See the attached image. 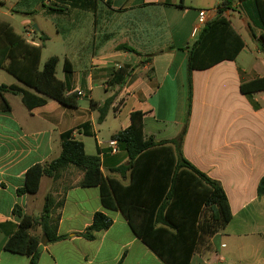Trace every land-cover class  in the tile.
<instances>
[{"label":"crops","instance_id":"obj_1","mask_svg":"<svg viewBox=\"0 0 264 264\" xmlns=\"http://www.w3.org/2000/svg\"><path fill=\"white\" fill-rule=\"evenodd\" d=\"M215 1L90 0L92 9L66 1L63 13H47L41 0H0V21L28 43L39 46L41 36H47L40 68L47 42L53 40L71 67L66 72L63 64L62 77L57 67V78L66 83L69 95L83 93L76 108L48 98L32 110L21 94H5L11 110H0V264H29L30 257L4 246L18 229L16 210L39 216L48 195L55 201L58 233L68 238L50 242L40 227L32 229L31 234L40 238L38 264H166L134 233L120 210L104 208L99 187L81 186L84 172L76 166H68L57 178L44 176L36 194L18 193L31 167L60 156L61 136L71 130L88 155L100 157L105 178L129 184L130 173L123 176L115 170L127 165L129 156L121 146L114 153L110 141L130 126L135 111L145 113L144 134L157 142L177 138L187 123L183 156L220 182L229 199L233 214L229 223L214 221L211 210L203 208L190 264H264V195H258L264 177V91L245 95L240 89L242 83L264 77L263 32L250 24L241 3L225 17L245 46L234 60L215 63L213 55L202 56V64L215 65L192 72L188 118L190 49L206 25L197 36L193 29L200 10L210 11L209 22L218 16L220 0ZM51 2L56 0H44L46 6ZM47 23L53 25L54 37ZM123 45L137 53L119 50ZM0 47H5L3 41ZM4 64L0 62V85L43 97L7 72ZM125 66V80L114 83V73ZM107 100L112 104L100 123L99 108ZM85 124V130H78ZM98 212L107 214L113 224L87 240L80 234Z\"/></svg>","mask_w":264,"mask_h":264},{"label":"trees","instance_id":"obj_2","mask_svg":"<svg viewBox=\"0 0 264 264\" xmlns=\"http://www.w3.org/2000/svg\"><path fill=\"white\" fill-rule=\"evenodd\" d=\"M66 1L73 7L94 8L90 0H56L49 6L44 4V0L41 3L47 13H63ZM236 3H241L242 10L252 24L263 32L261 47L264 52V0H220L218 16L206 24L190 49L188 118L192 99V72L215 65L202 64V56L213 55L215 63L234 60L245 46L241 35L225 17L227 11L236 9ZM252 37L257 39L254 33ZM47 39V36H41L43 43L32 45L16 33L10 24L0 21V41L5 43V47H0V62L5 63L3 68L18 81L43 95L37 96L17 86L0 85L1 111L11 110L5 98L8 92L21 94L29 110L45 105L48 98L69 108L78 107L80 95H69L66 83L57 78L60 58L52 56L40 68L42 50ZM119 50L137 53L125 45ZM64 70L71 71L68 60L64 62ZM127 74L126 66L121 67L113 75L114 83L122 84ZM240 89L245 95L264 91V77L242 83ZM111 104L112 100H107L99 108L100 123L105 120ZM144 116L142 111L132 112L130 126L113 136L129 156L127 165L115 169L123 176L126 172L130 173L129 184L105 178L100 157L88 155L84 143L75 139L74 131L71 130L61 136L60 156L49 164L31 167L26 174L25 186L18 193L36 194L44 176L57 178L68 166H76L84 172L81 186L99 187L104 208L120 210L134 233L166 264H190L198 244V220L203 208L211 210L214 221L229 223L233 218L229 199L220 182L207 176L183 156L182 144L187 133V123L177 138L157 142L154 137L145 136ZM86 128L85 124L78 130ZM258 195H264V177L259 183ZM54 204L53 197L48 195L39 216L16 210L20 219L19 226L5 243L4 249L30 257L29 264H38L41 255L40 238L31 234L32 229L40 227L50 242L67 239V235L58 233V223L53 218ZM112 224L113 220L107 214L98 212L92 224L80 235L87 240H94L97 233L109 229Z\"/></svg>","mask_w":264,"mask_h":264},{"label":"rangeland","instance_id":"obj_3","mask_svg":"<svg viewBox=\"0 0 264 264\" xmlns=\"http://www.w3.org/2000/svg\"><path fill=\"white\" fill-rule=\"evenodd\" d=\"M216 1L214 0V3H215ZM54 2H51L50 3V5H52ZM20 19H21V17H20ZM48 25V31H49V33L51 34V37H54V35H53V25L51 24V23H47ZM250 24H252V22L250 21ZM253 25V24H252ZM254 26V25H253ZM254 28H256L255 26H254ZM21 29V28H20ZM258 29V28H257ZM245 32V35H248V32H246V31H244ZM247 41H248V43L251 45V46H254V40L253 41H250L248 38H247ZM48 43V47H47V49L45 50V52H44V59H43V62H42V68H43V66H44V63H45V61L46 60H48V58L50 57V55L51 54H57L60 58H61V62L59 63V65H58V74H59V76L60 77H62L63 76V64H64V54H63V48L62 47H60V46H58V45H55V43H54V41L52 40V42H47ZM83 100L85 99L86 100V98H82Z\"/></svg>","mask_w":264,"mask_h":264},{"label":"built area","instance_id":"obj_4","mask_svg":"<svg viewBox=\"0 0 264 264\" xmlns=\"http://www.w3.org/2000/svg\"><path fill=\"white\" fill-rule=\"evenodd\" d=\"M209 15L210 11L208 10H200L199 11V19H198V25L195 26L193 29V35L197 36L201 32V28L205 26L209 22ZM82 92H78V95H82ZM110 147L112 148V151L114 153L119 151V145L116 140H111L110 141Z\"/></svg>","mask_w":264,"mask_h":264}]
</instances>
